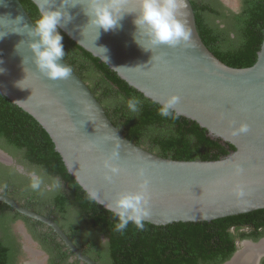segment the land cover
Returning a JSON list of instances; mask_svg holds the SVG:
<instances>
[{
	"label": "water",
	"instance_id": "1",
	"mask_svg": "<svg viewBox=\"0 0 264 264\" xmlns=\"http://www.w3.org/2000/svg\"><path fill=\"white\" fill-rule=\"evenodd\" d=\"M31 1L37 5L38 0ZM185 4L180 19L191 30L190 41L176 47L152 46L140 36L145 47L151 48L147 51L134 40L132 21L138 0H128L125 11L133 13H124L121 27L99 30L98 37L84 13L87 0H64L62 4L55 0L51 10L61 7L67 11L72 19L66 24L62 21L60 29L146 98L162 102L178 95L180 102L174 112L196 121L213 138L236 147L220 160H174L137 145L113 124L89 85L65 60L60 63L72 69L71 77L51 81L35 70L26 33L9 32L0 39V68L4 69L0 94L39 122L68 171L84 189L96 190L102 206L110 205L118 192L135 191L140 181L137 170L143 168L151 208L145 222L155 225L211 222L264 209V40L253 66L231 67L205 45L194 7L190 0ZM17 16L23 17L20 27L25 23L32 26L33 20L20 0H0V33L12 31L16 27L12 20ZM241 123H247L249 131L234 134ZM117 148L119 160L115 163L122 171L108 183L103 161ZM0 162H13L1 148ZM0 201L51 227L80 262L97 264L56 221L5 194L0 193Z\"/></svg>",
	"mask_w": 264,
	"mask_h": 264
},
{
	"label": "trees",
	"instance_id": "2",
	"mask_svg": "<svg viewBox=\"0 0 264 264\" xmlns=\"http://www.w3.org/2000/svg\"><path fill=\"white\" fill-rule=\"evenodd\" d=\"M20 1L33 21L38 18L37 6L31 0ZM190 1L200 36L216 57L234 68H248L256 63L264 40V0H242L239 12L230 11L222 0ZM59 31L66 53L64 60L84 82L89 83L108 117L129 140L161 157L174 160H220L236 151L234 145L213 138L196 121L184 116L176 120L160 117L158 103L130 86L60 28ZM120 97L125 101L132 97L140 99V111L130 113ZM0 148L18 157L30 169L45 170V182L51 184V178H60L63 187L55 189L43 204L59 217L65 219L67 215L69 222L74 221L69 227L65 225L66 230H85L96 238L105 236L108 241L101 257L105 264H220L229 260L236 251V239L258 238V230L264 225V209H260L211 222L168 225L145 222L142 231L130 224L123 234L115 232V218L104 206L86 198L84 188L68 171L47 131L33 116L1 94ZM6 180L15 184L11 170L0 164V186ZM70 209L74 210L75 216ZM18 219L33 221L0 201L1 228L5 222L13 223ZM245 227L254 230L249 234L243 230ZM232 229L236 232L232 233ZM5 231L9 237V227H5ZM57 237L52 235L48 241L61 252L65 246L56 241ZM8 241L0 239V264H19L16 242L10 238ZM66 253L63 252L68 257ZM91 253L89 250L88 254Z\"/></svg>",
	"mask_w": 264,
	"mask_h": 264
},
{
	"label": "clouds",
	"instance_id": "3",
	"mask_svg": "<svg viewBox=\"0 0 264 264\" xmlns=\"http://www.w3.org/2000/svg\"><path fill=\"white\" fill-rule=\"evenodd\" d=\"M128 0H87V9L84 10L85 15L89 17V22L97 30L108 32L117 27H121L120 21L124 18V13H133L125 11V5ZM64 0H61V4ZM55 4V0H38V18H36L32 26L23 24L22 16H17L15 20L16 27L12 31L0 33V39H3L9 32L27 35V48L32 54V64L35 70L51 81H62L71 77L72 69L65 63L60 61L65 59L63 36L59 28L61 22L65 24L70 22L72 17L63 8L51 10ZM138 10L133 19L136 28L134 33L135 42L145 51L151 49L139 39L143 36L152 46H168L176 47L182 43L187 44L191 39V30L187 26L186 21L180 19L184 12L182 9L186 7L185 0H138ZM46 9V10H45ZM23 28L25 31H20ZM23 41V40H22ZM21 41V42H22ZM21 42L16 46L21 44ZM105 50V49H104ZM106 51V50H105ZM4 69L0 68V73ZM21 82L18 86L21 87ZM126 104L130 113H138L140 111L141 101L136 97H132L125 101L124 97L119 98ZM180 102L178 95H171L159 103L157 109L158 115L164 119H179L180 113L174 112L176 105ZM249 131L247 123H241L234 131V134H243ZM118 149H115L103 161V167L107 170L104 175L106 182L111 183L113 178L120 175L122 169L115 161L119 160ZM239 171V169H238ZM47 173L43 169H33L28 173V189L31 192L41 196L45 194V179ZM137 176L140 178L135 191H121L116 193L115 199L110 205L105 206L106 211L115 218L113 230L123 234L131 224L138 230H144L145 221L151 215L150 197L148 191L149 181L145 176L143 168L137 170ZM54 189H61L63 183L59 177L51 178V185ZM86 198L95 203H99L98 193L95 189H84ZM75 216L74 210H69ZM101 245L107 243V239L100 241Z\"/></svg>",
	"mask_w": 264,
	"mask_h": 264
},
{
	"label": "flooded vegetation",
	"instance_id": "4",
	"mask_svg": "<svg viewBox=\"0 0 264 264\" xmlns=\"http://www.w3.org/2000/svg\"><path fill=\"white\" fill-rule=\"evenodd\" d=\"M87 84L89 85V83ZM12 157L13 162H0V164L5 169L8 168L9 170H11L15 184H13L12 181L6 180L5 184L0 186V193L5 194L8 192V195H5L10 196L11 198L16 197L17 200L14 198L13 199L23 207L56 221L66 234L68 232L73 235V239L69 236L68 237L83 253L96 261L97 264H105L101 257L104 254V249L107 243L102 246L100 241L102 239H105L106 237L102 235L96 238L94 234H89L85 230H77L75 232H72L71 229L66 230L67 227L65 225L68 226L70 225V223H74V221L69 222L70 220H67L66 218L67 215H65V219L59 217L58 214H54L52 212L51 208H47L45 207L46 205L43 204V202L46 201V198H48L50 194H53L55 192V189L48 187L51 184H49L47 181L45 182L46 190L43 196L31 192L28 189V173L33 169H30L28 166L20 162V159H18V157ZM37 196H39L40 198ZM18 220L23 221V224L20 225L21 227H15L14 223H7L4 221L5 225H3L2 228L0 226V239H6L7 243H9L8 238H10V240L14 239L19 253V264H76V262H78V264H84L80 262L73 255V253L66 249V247L62 248L61 252L57 249H54V245H52V243L48 241L50 239V236H55L56 234L51 227L47 226L44 223L40 224V221L34 219H32L33 221L30 222L24 219ZM64 226L66 228H64ZM73 226H75V224H73ZM5 227L7 229L9 227V237H7L6 235ZM243 230L250 234L254 229L252 227H245ZM231 231L232 233L236 232L235 229H232ZM258 232L260 234V237L258 238L248 237L236 239V251L229 260L224 261L220 264H264V225L263 227H260ZM44 238H46V240H44ZM56 241L62 244L58 237L56 238ZM89 250H91L92 255L88 254ZM63 252H67L66 254L68 255V257L65 256ZM39 257H41L42 261L39 260Z\"/></svg>",
	"mask_w": 264,
	"mask_h": 264
},
{
	"label": "rangeland",
	"instance_id": "5",
	"mask_svg": "<svg viewBox=\"0 0 264 264\" xmlns=\"http://www.w3.org/2000/svg\"><path fill=\"white\" fill-rule=\"evenodd\" d=\"M222 2L226 5L227 8H229L230 11H234V12L235 11L239 12L241 9V6H242V0H222ZM13 223H14L15 227H18V226L23 224V221L22 220H16ZM16 230H17V228H16ZM32 249H34V248H32ZM39 258H40L39 260L42 261L41 257H39Z\"/></svg>",
	"mask_w": 264,
	"mask_h": 264
}]
</instances>
